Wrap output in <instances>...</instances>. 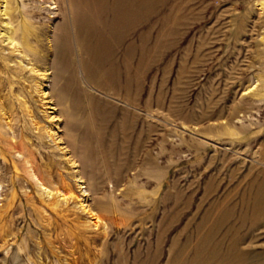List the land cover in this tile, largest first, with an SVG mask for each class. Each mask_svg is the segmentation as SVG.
Masks as SVG:
<instances>
[{
    "label": "rangeland",
    "instance_id": "1",
    "mask_svg": "<svg viewBox=\"0 0 264 264\" xmlns=\"http://www.w3.org/2000/svg\"><path fill=\"white\" fill-rule=\"evenodd\" d=\"M53 1L0 0V264H264V0H143L55 78Z\"/></svg>",
    "mask_w": 264,
    "mask_h": 264
},
{
    "label": "bare ground",
    "instance_id": "2",
    "mask_svg": "<svg viewBox=\"0 0 264 264\" xmlns=\"http://www.w3.org/2000/svg\"><path fill=\"white\" fill-rule=\"evenodd\" d=\"M142 4L143 0H54L53 5L57 13L63 17L61 23L66 29V34L61 36L55 33L52 39L54 58L51 64L54 69L51 72V77L55 78L63 67V65H60V61L58 62L60 54L62 55L66 50L69 53L72 51L58 41L63 39L66 43H69L71 38L73 42L77 39L76 44L80 52L86 51L95 54L105 47L115 48V46H120L125 37L136 29L137 17L140 14L139 7ZM30 9L29 14L33 16L39 14L41 6L35 5ZM128 11L133 12L134 18H127L128 20L125 18ZM106 26L109 28L108 31L104 32ZM9 42L13 47L15 46V43ZM77 47L74 45V49L79 54ZM263 190L264 180L259 184L256 191L254 207L264 203Z\"/></svg>",
    "mask_w": 264,
    "mask_h": 264
}]
</instances>
